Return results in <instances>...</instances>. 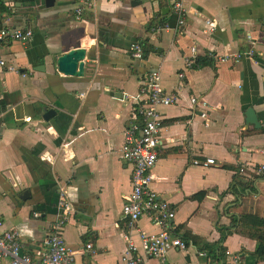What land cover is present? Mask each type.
<instances>
[{"label": "crops", "instance_id": "1", "mask_svg": "<svg viewBox=\"0 0 264 264\" xmlns=\"http://www.w3.org/2000/svg\"><path fill=\"white\" fill-rule=\"evenodd\" d=\"M1 2L0 26L33 32L25 44H0V57L16 68L0 71V220L18 229L26 251L45 250L65 183L73 214L62 235L73 264L119 263L132 170L119 149L143 81L156 70L178 101L160 108L151 187L175 207L174 232L186 249L138 264H264L252 235L263 226L247 223L249 216L264 221V174L257 172L264 163V0H183L180 27L171 0ZM132 43L142 47L141 59L130 55ZM193 45L209 64L187 65ZM77 47L85 50L83 74L57 70V57ZM249 107L259 128L245 122ZM206 158L215 164H193ZM137 227L158 231L145 216Z\"/></svg>", "mask_w": 264, "mask_h": 264}, {"label": "built area", "instance_id": "2", "mask_svg": "<svg viewBox=\"0 0 264 264\" xmlns=\"http://www.w3.org/2000/svg\"><path fill=\"white\" fill-rule=\"evenodd\" d=\"M171 10L177 18V25L180 27L185 23L187 10L183 0H171ZM81 12V8L75 9L76 17ZM213 22L205 20V24L214 29ZM33 36L30 28L16 29L11 26H0V44L9 41L27 43ZM190 57L187 65L198 56V47L193 45L190 48ZM130 55L134 59L142 58V47L138 43L130 44ZM218 61L228 59L237 60V56L220 55L215 56ZM14 70L16 68L8 66L6 61L0 57V71ZM179 78L184 74L179 73ZM143 85L140 88L139 98L134 107V118L125 127L123 142L119 149L121 158L131 164L130 175L131 189L124 197L122 205V216L124 221L126 246L120 256L118 264H138L143 256L159 258L165 260L167 252L170 250H184L186 243L178 236L174 230V217L176 209L170 202L161 198L151 187V171L157 162L158 147L162 143L160 131L163 124V116L160 108L171 106L177 103V92H166L160 84L158 71H151L146 75ZM191 104H197L196 97L191 98ZM205 117L206 113L202 112ZM193 164L209 166L215 164L213 158H206L203 162L193 160ZM244 169L241 166L239 171ZM258 173L264 174V163L257 167ZM58 214L53 225L52 232L44 241L45 250L36 251L30 254L26 251L20 233L16 228L5 229L3 221L0 220V261L8 259V264H73L74 252L71 251L62 235V229L73 208L68 198L67 186L65 183L58 184ZM34 216H37L34 213ZM147 217L150 222L157 226L158 231L146 232L137 227V222L141 217ZM133 232L136 233L138 243L133 239ZM86 248L91 249L92 245L87 244ZM229 254V252H227ZM236 260L237 256H233Z\"/></svg>", "mask_w": 264, "mask_h": 264}, {"label": "water", "instance_id": "3", "mask_svg": "<svg viewBox=\"0 0 264 264\" xmlns=\"http://www.w3.org/2000/svg\"><path fill=\"white\" fill-rule=\"evenodd\" d=\"M55 0H45L46 6H52ZM85 57V50L83 48L77 47L74 49H70L64 54H61L56 59V66L57 70L68 74V75H75L79 76L83 74L84 70V59ZM51 111H48L47 115H49ZM45 116L44 118H46ZM245 122L247 125L251 124L256 128L260 127V123L256 116L255 111L253 108L249 107L245 111Z\"/></svg>", "mask_w": 264, "mask_h": 264}, {"label": "trees", "instance_id": "4", "mask_svg": "<svg viewBox=\"0 0 264 264\" xmlns=\"http://www.w3.org/2000/svg\"><path fill=\"white\" fill-rule=\"evenodd\" d=\"M3 10H4V4L0 0V17L2 16ZM207 56L208 55L196 57L191 67L199 68V67L209 64L211 61L210 59H208ZM233 188H234V185L233 183H231L228 189L233 190ZM247 219L249 220L247 221V223L253 227H256L257 224L263 226L259 233H256V231H253V234H252L253 236H255L257 240L255 255L258 256L259 258H263L264 257V236H263L264 235V221L259 218L257 219L256 217H251V216L247 217Z\"/></svg>", "mask_w": 264, "mask_h": 264}]
</instances>
